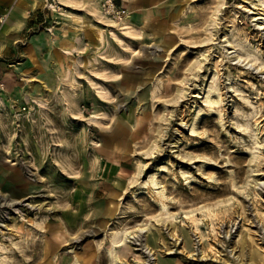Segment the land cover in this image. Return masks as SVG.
Listing matches in <instances>:
<instances>
[{
	"label": "rangeland",
	"instance_id": "1",
	"mask_svg": "<svg viewBox=\"0 0 264 264\" xmlns=\"http://www.w3.org/2000/svg\"><path fill=\"white\" fill-rule=\"evenodd\" d=\"M23 7L0 42V264H111L113 236L140 224L117 264H156L146 237L166 264H264V10Z\"/></svg>",
	"mask_w": 264,
	"mask_h": 264
},
{
	"label": "bare ground",
	"instance_id": "2",
	"mask_svg": "<svg viewBox=\"0 0 264 264\" xmlns=\"http://www.w3.org/2000/svg\"><path fill=\"white\" fill-rule=\"evenodd\" d=\"M22 1L23 0H15V2L12 3L6 11L4 10L3 15H6L5 13L7 12V16L4 19V23L1 25L0 42L3 39V36L5 35V33L10 28H13L16 31H19L20 28L22 27V25L24 23L25 15L27 13V10L24 7L20 8ZM250 3L253 4V7L255 10L258 9L255 6H260L261 9L264 10V0H250ZM112 8H114V4L110 3L109 9H112ZM18 9H20V10H18ZM17 10L19 11V13ZM257 14H259V12L255 13L256 17H254V20L262 19V21L259 23V28L263 29L264 28V18H262L260 15H257ZM117 17H119V16H117ZM100 39H101V37H100ZM37 47H39V46L33 44V38H32L31 41L29 42V44L25 48L27 55L33 60L38 58V55H36ZM159 50H160V48L156 49L155 51H159ZM218 96L221 97V95H218ZM207 102L212 106L213 104L218 103V100L209 98V100ZM152 183L154 185L158 184L157 180L154 178L152 179ZM166 198L167 197L164 195V193H161V198L159 199L160 205L162 206V209L168 214V217H174L168 211V205L165 202ZM49 227H50V224H49ZM150 231H151L150 226H148V225L144 226L143 224H140L134 230H128V231L125 230L122 232H117L113 236V238L111 240V247L108 250V254H109L110 260L112 262L111 264H117L118 260H119V256L117 255V252H116V247H120L121 245H123L125 243L128 246L129 244H127V243L130 242L131 239H135V240L137 239L138 240V238L142 237L145 232H150ZM144 247L146 249V252H148L151 256L154 255L155 261L157 260L156 264H166L165 262L161 261V258L159 255H157V256L155 255V252L157 251L156 246L153 242L150 243V241H149V243H148L147 237L145 238Z\"/></svg>",
	"mask_w": 264,
	"mask_h": 264
},
{
	"label": "built area",
	"instance_id": "3",
	"mask_svg": "<svg viewBox=\"0 0 264 264\" xmlns=\"http://www.w3.org/2000/svg\"><path fill=\"white\" fill-rule=\"evenodd\" d=\"M110 3L114 4L113 1H110ZM110 7V5H109ZM111 10L114 11V8H112ZM120 12V11H119ZM119 14V13H118ZM7 15H1L0 16V27L1 25L4 23V19L6 18ZM5 87V84L0 80V90H2Z\"/></svg>",
	"mask_w": 264,
	"mask_h": 264
}]
</instances>
